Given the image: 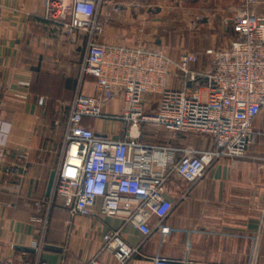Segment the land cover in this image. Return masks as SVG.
<instances>
[{
  "label": "crops",
  "instance_id": "obj_1",
  "mask_svg": "<svg viewBox=\"0 0 264 264\" xmlns=\"http://www.w3.org/2000/svg\"><path fill=\"white\" fill-rule=\"evenodd\" d=\"M170 1L115 0L119 9L105 20L103 41L164 48L162 42L153 39L154 26L157 14L164 13ZM185 2L176 0V7L181 9L183 25H189V6ZM241 5L242 0H216L212 10L234 14ZM251 8L264 14V0ZM44 11V0H0V144L6 147L8 161L21 153L28 154L27 169L18 177L0 167V260L35 263L33 244L44 228V222L34 221L38 217L47 220L41 259L47 264H85L98 253L103 234L118 229L122 222L101 214V201L92 215L72 218L60 198L50 203L46 195L51 173L60 163L72 99L78 87L90 95L95 94L96 87L92 76L80 82L86 38L68 36L58 22L44 18ZM224 24L231 25L223 20ZM229 27L231 34L219 39H200L203 44L197 52L199 61L193 67L209 68L207 50L229 46L235 36L232 25ZM185 44L181 42L174 51L161 50L178 61ZM181 86L179 78H171L170 87ZM151 99V95L144 94L143 104ZM122 109L120 96L103 107L106 113H120ZM84 123L116 138H124L129 128L122 121L85 118ZM133 132L148 144L214 147L206 135H173L153 123H142ZM262 152V147L250 150L255 155ZM261 166L260 159L245 157L233 163L221 157L194 183L171 178L165 190L174 207L161 221L151 218V234L145 236L131 225L124 227L123 239L139 245L143 254L125 264H154L156 257L184 260L187 264H264ZM99 258L106 264H119L108 252L100 253Z\"/></svg>",
  "mask_w": 264,
  "mask_h": 264
},
{
  "label": "built area",
  "instance_id": "obj_2",
  "mask_svg": "<svg viewBox=\"0 0 264 264\" xmlns=\"http://www.w3.org/2000/svg\"><path fill=\"white\" fill-rule=\"evenodd\" d=\"M258 0H242V5L225 23L235 36L227 48L209 49L207 69L193 67L196 52L185 50L178 61L159 48L144 45L111 44L103 41L105 20L118 11L115 0H44V18L58 22L65 34L85 37L81 62L85 76L95 79V94L79 87L71 102L64 131V144L50 203L60 198L72 218L90 216L99 201L101 214L119 218L122 225L102 236L98 253L85 264H106L99 258L111 253L119 264L143 256L139 245H131L121 235L127 225L145 236L152 232L151 218L160 221L172 211L166 183L173 177L194 183L221 157L235 161L250 157L262 161L264 172V14L251 5ZM179 78L181 88L170 87ZM152 99L143 104V95ZM120 96V113H106L103 107ZM151 109V110H150ZM85 118L122 121L129 124L124 138L95 131ZM142 123L162 126L174 134L196 133L210 137L214 147L197 149L168 144H148L133 130ZM262 147L261 155L250 154ZM28 154L7 160L0 144V167L13 177L27 169ZM42 210V207H39ZM44 228L33 247L34 264L41 259ZM70 223V222H69ZM154 264H187L163 257ZM0 264H16L11 259Z\"/></svg>",
  "mask_w": 264,
  "mask_h": 264
},
{
  "label": "rangeland",
  "instance_id": "obj_3",
  "mask_svg": "<svg viewBox=\"0 0 264 264\" xmlns=\"http://www.w3.org/2000/svg\"><path fill=\"white\" fill-rule=\"evenodd\" d=\"M186 3V2H185ZM189 6V25H183L181 21V9L176 7V0H171L164 13L157 14L154 26V41L159 40L164 45V51H174L181 42L186 43V50L200 52L204 39H219L218 37L231 34V26L223 25V20L231 18L233 14L214 13L216 0H187ZM156 15V14H155ZM217 22H220L217 26ZM214 37V38H213ZM219 48V44L214 46ZM167 48V49H166ZM205 50V49H203Z\"/></svg>",
  "mask_w": 264,
  "mask_h": 264
},
{
  "label": "water",
  "instance_id": "obj_4",
  "mask_svg": "<svg viewBox=\"0 0 264 264\" xmlns=\"http://www.w3.org/2000/svg\"><path fill=\"white\" fill-rule=\"evenodd\" d=\"M54 177H55V171H52L50 179H49L48 187H47V192H46L47 196H50V194H51L53 182H54Z\"/></svg>",
  "mask_w": 264,
  "mask_h": 264
}]
</instances>
